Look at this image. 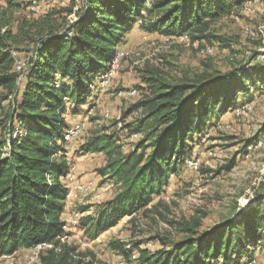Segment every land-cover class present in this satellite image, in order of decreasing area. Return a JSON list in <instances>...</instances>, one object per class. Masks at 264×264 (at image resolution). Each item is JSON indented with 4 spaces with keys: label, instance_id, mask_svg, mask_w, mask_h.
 I'll use <instances>...</instances> for the list:
<instances>
[{
    "label": "trees",
    "instance_id": "trees-1",
    "mask_svg": "<svg viewBox=\"0 0 264 264\" xmlns=\"http://www.w3.org/2000/svg\"><path fill=\"white\" fill-rule=\"evenodd\" d=\"M2 1L0 100L8 104L0 121L5 133L0 140L5 150L0 152V258L42 246L37 264H97L93 253L63 241L69 192L63 180L70 169L66 116L80 114L135 25L148 34L186 37L190 44L221 41L207 33L210 23L243 10L246 0H53L65 6L46 15L51 21L22 24L16 32L12 13L20 4ZM26 41L33 48L24 70L16 72L15 58ZM143 81L148 93L135 108L145 116L132 126V133L140 135L134 148L123 154L109 134L81 147L84 154L106 156L99 174L118 187L94 218L80 221L85 234L99 235L147 209L190 159L194 140L210 121L264 95V64L250 61L232 72L201 74L177 85L156 72H147ZM200 225L198 218L179 224L186 237L165 249L115 241L108 247L126 264H246L256 250L264 251V183L261 193L231 218L205 232H198Z\"/></svg>",
    "mask_w": 264,
    "mask_h": 264
},
{
    "label": "rangeland",
    "instance_id": "rangeland-1",
    "mask_svg": "<svg viewBox=\"0 0 264 264\" xmlns=\"http://www.w3.org/2000/svg\"><path fill=\"white\" fill-rule=\"evenodd\" d=\"M16 2L20 9L12 13L14 32L22 24V27L40 26L51 21L52 18L47 19L46 15L65 6L53 0ZM0 5L5 6L2 0ZM245 5L243 10L242 7L231 16L210 23L207 33L222 42L211 38L190 44L186 37L167 38L137 29L125 49L118 47L111 68L96 81L92 96L80 108V114H69V128L64 135L68 142L65 154L70 169L63 180L69 190L63 241L75 245L81 252L93 253L97 264L125 263L109 249V242L136 243L150 251L165 249L186 237L179 224L198 218L201 220L198 232L208 231L247 207L256 194L261 193L264 183V95L210 121L204 135L194 140L190 159L177 175L171 176L164 192L147 209L124 217L96 236L91 231L85 234L79 226L85 217L94 218L99 206L113 199L118 192L113 182L99 174L106 164V156L84 154L81 147L93 138L109 134L114 136L123 154L134 148L140 135L132 133V126L145 116L142 109L135 106L148 93L143 83L147 72H156L168 83L177 85L191 82L201 74L232 72L250 61L251 64H264V58H258L264 55V2L246 0ZM233 15H238L234 16L235 20ZM32 36L33 40L37 39L34 33ZM32 48L33 43L26 41L20 47L17 59L14 55L16 72L24 70V62ZM7 104L0 100V121ZM4 136L0 130V140ZM254 138L259 140L250 146L247 142ZM0 152L5 150L0 149ZM231 163L233 166L229 171L223 169ZM71 170L75 182L69 180ZM217 171L220 173L216 174ZM85 207L87 211L81 212L80 209ZM73 215H77L76 222L70 224ZM33 249H21L10 257H1L0 264H36L30 259ZM246 264H264V251L256 250L254 258Z\"/></svg>",
    "mask_w": 264,
    "mask_h": 264
},
{
    "label": "bare ground",
    "instance_id": "bare-ground-1",
    "mask_svg": "<svg viewBox=\"0 0 264 264\" xmlns=\"http://www.w3.org/2000/svg\"><path fill=\"white\" fill-rule=\"evenodd\" d=\"M17 59V58H16ZM18 61V60H17ZM20 61V60H19ZM20 64V63H19ZM24 66V65H23ZM15 67H16V60H15ZM77 217V215H73L70 217L69 219V222L70 224H74L76 222L75 218ZM42 251V246H36L34 247V249L32 250L31 252V257L30 259L33 261V262H36V264L38 263V260H39V253Z\"/></svg>",
    "mask_w": 264,
    "mask_h": 264
},
{
    "label": "crops",
    "instance_id": "crops-1",
    "mask_svg": "<svg viewBox=\"0 0 264 264\" xmlns=\"http://www.w3.org/2000/svg\"><path fill=\"white\" fill-rule=\"evenodd\" d=\"M246 4V1H245V3H244V5ZM137 29H139V27H138V25H135V27L133 28V30L130 32V33H128L126 36H125V38H124V40H123V42L119 45V47L121 48V49H125L126 48V45L128 46V43H129V41L131 40V37L135 34V32H136V30ZM127 43V44H126ZM227 114V113H226ZM225 114V115H226ZM225 115H223V116H225ZM69 116V115H68ZM68 116H66V121H67V119H68ZM222 116V117H223ZM221 117V118H222ZM66 204H67V202H66ZM67 207V206H66ZM65 209H67V208H65ZM67 214V213H66ZM23 250V249H22ZM27 251V250H26ZM8 257H10V256H8Z\"/></svg>",
    "mask_w": 264,
    "mask_h": 264
},
{
    "label": "built area",
    "instance_id": "built-area-1",
    "mask_svg": "<svg viewBox=\"0 0 264 264\" xmlns=\"http://www.w3.org/2000/svg\"><path fill=\"white\" fill-rule=\"evenodd\" d=\"M258 58L263 59V58H264V55L258 56ZM110 68H111V67H110ZM21 76H22V75H21ZM188 165H189V164H188ZM72 172H73V170H71V176L69 177V180H70V182H75L74 179H72ZM94 198H96V194H95Z\"/></svg>",
    "mask_w": 264,
    "mask_h": 264
}]
</instances>
